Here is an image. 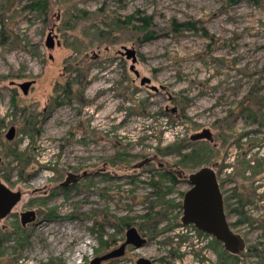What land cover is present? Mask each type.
<instances>
[{
	"label": "rangeland",
	"instance_id": "374dc122",
	"mask_svg": "<svg viewBox=\"0 0 264 264\" xmlns=\"http://www.w3.org/2000/svg\"><path fill=\"white\" fill-rule=\"evenodd\" d=\"M35 1L47 0H0V182L23 191L16 211L50 222L25 232L15 217L0 220V264H92L129 226L148 243L117 264H264V0ZM205 130L213 141L192 140ZM219 156L239 165L220 180L244 260L181 223L187 178ZM146 159L183 166L186 178L155 198L153 182L172 185L154 166L133 172ZM69 172L89 175L64 196L56 187Z\"/></svg>",
	"mask_w": 264,
	"mask_h": 264
},
{
	"label": "water",
	"instance_id": "95a60500",
	"mask_svg": "<svg viewBox=\"0 0 264 264\" xmlns=\"http://www.w3.org/2000/svg\"><path fill=\"white\" fill-rule=\"evenodd\" d=\"M48 49L55 48V42L52 33L49 34L47 43ZM128 59H133L135 62L136 51L127 50ZM137 75H139L136 72ZM149 83L148 79H143L142 84ZM14 84V83H13ZM35 84L34 81H27L18 84L24 95H28L31 87ZM16 134V128L11 127L7 134V139L12 141ZM213 141V135L210 130H205L204 133L192 137L193 141L203 139ZM0 157V163H1ZM151 159H146L144 162L135 165V168H142L149 163ZM183 172V171H182ZM181 172V173H182ZM80 179L79 175L69 174L68 185L73 181ZM191 189L186 192L183 203V216L181 223L183 226H194L199 232L207 234L221 243L224 249L231 255L237 256L244 260L247 257V243L245 239L233 231L231 228L225 211L224 196L221 191L218 179L214 170V166L204 167L192 173L187 178ZM22 193L14 192L5 184L0 182V220L5 219L12 209L21 201ZM23 222L36 220L35 212H26L22 215ZM148 243L147 238L143 237L139 230L131 227L126 232L125 243L107 254L98 257L92 261V264H102L112 260L120 259L125 256L126 248L133 246L135 250L143 248ZM137 264H156L147 258H140Z\"/></svg>",
	"mask_w": 264,
	"mask_h": 264
},
{
	"label": "flooded vegetation",
	"instance_id": "af4514ba",
	"mask_svg": "<svg viewBox=\"0 0 264 264\" xmlns=\"http://www.w3.org/2000/svg\"><path fill=\"white\" fill-rule=\"evenodd\" d=\"M216 146L218 147L219 146V143H216ZM219 149V147H218ZM220 154V153H218ZM227 156V159H228V154L226 155ZM122 156L120 154H117L115 155V157H112L110 158L109 160H106L105 163H104V167L102 169H100L101 171L98 173L101 177L105 178V179H109V176L105 173L107 172V170L109 169V167H112V168H117L120 164H116L117 162H120L122 160ZM224 159V158H223ZM226 157H225V160L224 162L221 164V161H223L220 156L218 157L216 163L213 165L214 166V170H215V173H216V176H217V179H218V183L220 185V188H221V191L223 193V196H224V203H225V211H226V202H225V194H224V189L223 187L225 186V183L226 181H221L220 178L222 176V172L224 170H228V166H230V164L232 165V170H236L238 168L239 165H237L235 163V158H233L232 160L229 158V160L231 162H229V160H227ZM113 160H115L116 163L111 164V162H113ZM233 162V163H232ZM155 167V169L153 170H150L151 173H154V176L155 177H158L160 178L161 182L162 181H165L167 182L170 186L172 185V187H169V186H162L158 183V185H155L156 182H153L155 184L152 183V186L154 187V191L152 193L153 197L155 198H158V199H162L163 198V195L164 196H168L170 195L172 192H173V188L178 185V182L183 179V178H186V175L184 173V170L180 167V166H177V165H171V164H167V163H154V161H150L149 163L145 164L144 167ZM133 169V172H137V170H140L141 168H135V165L132 167ZM183 171V172H182ZM230 171V170H229ZM182 172V173H181ZM156 173L158 175H156ZM69 174H74V175H79L80 176V179L76 180V181H73L71 182L70 184L68 185H64L66 182H67V179L69 177ZM97 174V173H95ZM89 175V173L87 172H84L82 175L80 174H77V173H72V172H69L67 173V176L65 178L64 181L60 182L56 189H59L61 192V194H63L64 196H68L69 192H71L72 190H74V188L77 186V184L85 177H87ZM134 178V177H133ZM175 180V181H174ZM186 180V179H185ZM188 181V179H187ZM232 182H234V180H230ZM190 185V184H189ZM190 189H191V185H190ZM189 189V190H190ZM188 190V191H189ZM14 191V190H12ZM107 191V190H106ZM236 189L233 188L231 191H230V198H231V202H234V198L236 196ZM14 192H21L22 193V197H21V201L19 203H17V205H15V207L12 209L11 213L5 218V219H8V218H11V217H15L16 220H17V224L19 223V225L21 226V229L22 231H25L27 232L28 230H30L31 228L33 227H39L43 224H45L46 222H50L48 221V216L49 215H46L45 219L43 220H39V214H38V210H33V209H29L30 207L27 208V210L25 211H22V212H19V211H16L19 207V205L22 203L23 201V196H24V193L23 191L21 190H18V191H14ZM186 194V193H185ZM185 194H184V197H185ZM103 197H107L106 195H103ZM42 200H46V199H42ZM237 200H239L237 198ZM241 201V200H240ZM183 203H184V199H183V202L182 204H180V207L182 208V210L184 211L183 209ZM43 203H41L42 205ZM235 205H232V207H234ZM236 208V207H235ZM234 208V210H235ZM35 212L36 214V220L34 221H26L25 223L23 222V219H22V215L26 212ZM235 212V211H234ZM52 214H54V212H52ZM58 214V213H57ZM56 215V214H55ZM47 218V219H46ZM3 219V220H5ZM53 220V219H52ZM131 228L130 226L128 227V229ZM127 229V230H128ZM19 230L16 231V228L13 229V231L10 233L8 232L7 230V236H6V240H9L10 239V234H17ZM127 232V231H126ZM141 234V233H140ZM142 235V234H141ZM126 236V235H125ZM143 236V235H142ZM144 237V236H143ZM146 238V237H145ZM125 241H126V238H125ZM125 241L120 244L117 248L121 247ZM128 247H132L134 248L133 246H128ZM127 247V248H128ZM116 248V249H117ZM127 248H126V252H127ZM116 260H119V259H116ZM112 261H115V260H112ZM154 262V261H153ZM106 263V262H105ZM155 263V262H154ZM103 264V263H102ZM157 264V263H156Z\"/></svg>",
	"mask_w": 264,
	"mask_h": 264
},
{
	"label": "trees",
	"instance_id": "16d2710c",
	"mask_svg": "<svg viewBox=\"0 0 264 264\" xmlns=\"http://www.w3.org/2000/svg\"><path fill=\"white\" fill-rule=\"evenodd\" d=\"M242 1H246V0H229V2H230V3H233V4H237V3L242 2ZM31 7H34V8H36V9H43V10H46V9L48 8V0H47V1H44V2H43V1H35ZM139 21H140V20H139ZM140 22H141L143 25L150 26V21H149V19H147V18H145V19H141ZM183 27H185V25H183ZM13 102H14V104H16V100H13ZM180 167H181V166H180ZM182 167H183V166H182ZM182 167H181V168H182ZM183 168H185V167H183ZM174 181H175V180H174ZM153 184H155V183H153ZM155 185H158V183H156ZM242 202H243V201H242ZM244 204H245V202H243L241 205L243 206ZM153 208H154V206L151 207V211L154 210ZM235 212H237V214L241 216V219L244 218L243 220L239 221V224L246 223V222L249 221V218H247V217L245 216L244 211H240V208L235 209ZM215 242H216V243H219V242H217V241H215ZM21 246H22V245H21ZM23 246H24V245H23ZM252 249H253V251H257V248H251L250 251H252ZM229 255H231V254L229 253ZM231 256H234V255H231ZM235 257H236V256H235ZM237 258H239V257H237ZM115 261H117V260H115ZM115 261H109V262H107V264H117ZM111 262H112V263H111Z\"/></svg>",
	"mask_w": 264,
	"mask_h": 264
}]
</instances>
